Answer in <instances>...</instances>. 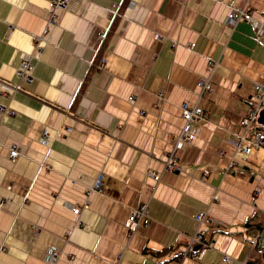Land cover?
Masks as SVG:
<instances>
[{"label":"crops","instance_id":"0c3cea01","mask_svg":"<svg viewBox=\"0 0 264 264\" xmlns=\"http://www.w3.org/2000/svg\"><path fill=\"white\" fill-rule=\"evenodd\" d=\"M232 7L264 26V0H70L53 24L50 0H0V264H264V225H245L264 220V147L236 149L264 83V27L227 24ZM37 39L29 81L18 68ZM198 100L207 119L175 154L182 170H165L182 104ZM198 233L208 246L190 256Z\"/></svg>","mask_w":264,"mask_h":264},{"label":"built area","instance_id":"2783aa9c","mask_svg":"<svg viewBox=\"0 0 264 264\" xmlns=\"http://www.w3.org/2000/svg\"><path fill=\"white\" fill-rule=\"evenodd\" d=\"M70 6V0H50V18L49 24H53L57 21L56 10L58 9H68ZM241 21H249L255 27L258 34H261L263 31V23L258 20L252 12H250L245 7H232L227 15L226 23L235 26ZM35 50L32 54L25 55L22 60L21 66L18 68L19 73L24 76L27 80L32 81L33 79V68L34 64L32 62V57L39 54L41 51L40 42L38 39L36 40ZM192 47L193 44L188 45ZM104 58L101 60V64L104 63ZM210 75H212L215 71L216 62L210 61ZM202 78L198 81V86L200 88L199 97H203L205 93H210L213 91L214 86L211 80V77ZM162 94H160V97ZM131 101H134L135 98L130 97ZM264 107V83L257 82L255 84V92L250 98V109L249 111L240 119L239 125L242 128V133L239 136L236 149L241 150L247 153H252L256 148L264 147V137L261 134H258L255 129L256 124H258V118L260 116L261 110ZM182 115L185 119V126L179 133V136L175 139L173 153L169 155L164 162L165 170L172 171H181L182 166L177 162V158H175V154L184 150L190 143L193 142L197 135V128L201 125L203 121L207 119V113L204 110L203 106L200 104L199 100L193 104L189 105L187 102L182 104ZM0 109L3 112L7 111V107L0 105ZM40 141L49 144L50 142V134L46 129L43 132V135L40 138ZM20 155L19 148L17 144H13L10 149V156L13 159H17ZM151 175L156 181H159L161 178L160 172H156L155 170H150ZM104 172H100L95 179L93 191H102ZM90 191H88L89 193ZM149 203L148 201H143L139 205H137L133 210H131L128 217V224L130 230L135 231L139 226L144 224L145 218L148 214ZM74 213H79L80 208H73ZM207 213L205 211L200 210L196 214V220L199 223L204 222ZM204 236L201 233H198L193 243H203ZM207 245L203 247L205 249ZM202 250V249H201ZM196 251L194 248L190 247L187 251L188 255L197 257L198 253L201 251ZM60 250L55 246H50L47 248L45 252V260L51 263H56L60 258ZM223 261L226 263L229 261V257L225 256Z\"/></svg>","mask_w":264,"mask_h":264},{"label":"trees","instance_id":"16d2710c","mask_svg":"<svg viewBox=\"0 0 264 264\" xmlns=\"http://www.w3.org/2000/svg\"><path fill=\"white\" fill-rule=\"evenodd\" d=\"M255 129L257 130L258 134H261L264 137V125H261V124L258 123V124H256ZM245 225L250 230H252V229L260 230L261 228H263L264 220L257 221L254 218H250V219L247 220ZM207 243L208 242H206L203 239V243H198L199 248L202 249ZM195 250L198 251L199 249H195ZM260 250H262V253H263V249L260 248Z\"/></svg>","mask_w":264,"mask_h":264},{"label":"water","instance_id":"95a60500","mask_svg":"<svg viewBox=\"0 0 264 264\" xmlns=\"http://www.w3.org/2000/svg\"><path fill=\"white\" fill-rule=\"evenodd\" d=\"M258 122L262 125H264V108L262 109L261 113H260V116L258 118ZM199 248V247H197ZM263 258H264V251H263Z\"/></svg>","mask_w":264,"mask_h":264}]
</instances>
